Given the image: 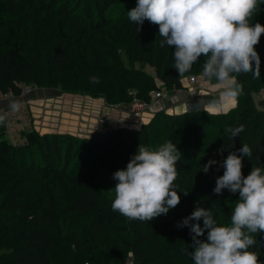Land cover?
<instances>
[{
    "label": "trees",
    "instance_id": "16d2710c",
    "mask_svg": "<svg viewBox=\"0 0 264 264\" xmlns=\"http://www.w3.org/2000/svg\"><path fill=\"white\" fill-rule=\"evenodd\" d=\"M135 5L131 0H0V94L19 96L21 82L60 83L65 92L130 105L132 90L152 102L151 91L162 88L156 77L168 90L183 88L184 78L203 72V54L178 75L172 66L174 46L161 47L158 25L145 19L138 27L128 19ZM256 21L264 24V0L249 17L250 23ZM254 47L260 77L236 74L242 90L226 111H158L140 128L118 126L103 139L33 129L23 142L0 135V264H65L56 249L62 242L61 218L84 219L88 226L83 243L73 240L82 261L66 264H124L128 258L132 264H193L185 252L189 230L177 222L199 202L212 210L217 223H230L238 199L226 189L217 197L212 188L223 168L210 165L204 173L201 165L210 157L222 160L245 143L252 156L242 157V174L264 162V32ZM241 124L242 132L230 141L229 129ZM165 140L181 152L173 181L178 204L151 221L114 211V192L104 190L95 165L109 168L113 186L112 173L126 165L138 145L155 149ZM88 161L94 166L83 168ZM252 235L257 243L250 247L264 260V232Z\"/></svg>",
    "mask_w": 264,
    "mask_h": 264
},
{
    "label": "clouds",
    "instance_id": "9594fccd",
    "mask_svg": "<svg viewBox=\"0 0 264 264\" xmlns=\"http://www.w3.org/2000/svg\"><path fill=\"white\" fill-rule=\"evenodd\" d=\"M258 0H136L127 11L130 21L139 27L145 19L158 25L164 45L174 46L172 66L178 75L190 70L203 54V75L223 85V98L237 97L241 83L239 73L260 77V55L254 45L264 32V24L249 22ZM13 111L19 108L11 104ZM4 117L0 116V121ZM244 126L231 127L230 141ZM222 146L218 152L223 151ZM180 150L166 141L158 148L138 145L123 168L112 173L115 181L111 208L129 219L151 221L178 204L180 195L173 183L177 175ZM239 153V154H237ZM252 156L248 144L231 150L222 159L210 157L200 167L207 173L210 165L222 167L212 192L238 193L230 214V223H217L212 210L196 207L180 221L191 236L186 254L193 264H264L250 246L257 243V232H264V162L242 174V157ZM182 191L187 195V191ZM202 218V223H201ZM201 236L204 238L202 239Z\"/></svg>",
    "mask_w": 264,
    "mask_h": 264
},
{
    "label": "rangeland",
    "instance_id": "374dc122",
    "mask_svg": "<svg viewBox=\"0 0 264 264\" xmlns=\"http://www.w3.org/2000/svg\"><path fill=\"white\" fill-rule=\"evenodd\" d=\"M131 1L135 2L136 0H131ZM257 11L260 13V9ZM261 14H263V12H261ZM145 68L149 72H153V67L151 65L146 64ZM156 80L160 82L158 77H156ZM191 86L192 85L189 84L185 86L184 88L188 89ZM162 88H165V87L163 86ZM163 95H166V96L165 98L162 99L163 100L162 103H163V106L165 105L167 106V108L162 107L161 109L155 111L153 116L158 111L167 112L171 107L184 102L186 100L187 92H183V95L179 98H172L173 102L170 104L168 103V100L172 97V93L168 92L167 90V94L166 92L165 93L163 92ZM101 97L102 96L94 97L89 94L62 91L60 87V83H57V85L53 87L33 86L29 92L24 93V94L21 93L18 96V98L8 100V104L5 107V111L0 112V116L4 117L3 121H0V135L5 136L6 138L14 142H23L25 140L24 138L25 132L33 129L42 134L46 132L47 133H61L64 135L71 134L73 136H79L81 138H95L97 137V133L99 131V132L104 133V136H103L104 138L110 129H114L118 127H115L114 124L103 126L101 125L103 124V122H102V118L100 117V115H96V116L94 115L96 112H101V111L97 110L99 109L98 107L95 108L93 106L92 101L96 102L95 101L97 100L96 98H101ZM41 99H48V100H45V102L43 101V103L40 105ZM12 103L18 104L19 108L13 111L11 108ZM107 104L112 105V106L117 105L119 107H122V109L123 107H125L126 109H129V105L127 104H122V103L113 104L109 102H107ZM200 106L201 104H197V106L195 107L193 106L190 107V110L200 108ZM70 107L74 111L75 116L74 118H71L70 120L67 119L68 124H66L63 120H61V118L64 117L63 115L65 114L66 110L69 109ZM149 107H150V103H149ZM145 111L147 110L140 111L139 113H132L130 111L131 115L129 116L132 118L137 117L140 119L141 116H144L143 113ZM173 113H179V112L173 111ZM87 115L89 116L87 117ZM91 117L97 118V122L95 121L96 124L94 123V127H93L94 129L90 127H79L78 126L77 124L78 120L80 121L82 120V122L84 121V123H87V124H89L88 122L90 121L94 122V119H91ZM72 124H76L78 126V130H75L72 127H69ZM80 126H83V125L80 124ZM90 129H93V130H90ZM89 166H94L91 163V161L86 162L83 168H87ZM95 166L99 172V175H97V180L101 183L104 190L107 191L108 193L114 192V189L112 188L111 181H110L111 178H110L109 168L106 166H100V165H95ZM83 168L81 167V165H79L78 167V169H83ZM61 224L63 227V231L61 234L62 242L60 246L56 248L57 258L62 263H65V264L68 263L70 259L82 261L80 257L77 256V254L79 253L77 254L74 253L76 252V249L74 248L73 240H75L76 242L80 241L81 243L84 242V236L86 235L88 231V226L86 224V221L84 219H78L75 221H71L67 218H61ZM81 256L83 259L85 256V252ZM124 264H132V261L130 260V258H128Z\"/></svg>",
    "mask_w": 264,
    "mask_h": 264
},
{
    "label": "crops",
    "instance_id": "0c3cea01",
    "mask_svg": "<svg viewBox=\"0 0 264 264\" xmlns=\"http://www.w3.org/2000/svg\"><path fill=\"white\" fill-rule=\"evenodd\" d=\"M151 73L153 74L155 73L154 68H153V72ZM158 83L160 85H163L161 80ZM183 84H184V87L189 85L187 78H184ZM184 87L180 89H172V90L161 88L162 92L164 93L166 92V94H167V90L168 92L172 93V97L168 100L169 104L173 102L172 98H179L183 95V92H187L186 100L182 102L181 104L171 107L170 109L168 108L169 110L167 112L173 113V111H175V112L181 113V112H184L190 109V107L192 106L193 107L197 106V104H201L200 107H204L212 112H222V111L228 110L232 106H235L237 103L236 97L223 98L221 95L223 85L218 81L204 77V75H199L198 81L194 85L189 87L188 89ZM165 96L166 95H163L162 97H159V98L153 97L152 102L150 103V107L149 106H148L149 108L147 107L146 109L147 111L143 113L144 116H141L140 119L135 116L133 117H135L136 119L130 117L129 115H131V112L129 109H126L125 107H123L122 109V107H119L117 105L115 106L108 105L106 100L103 97L96 98L97 99L95 100L96 102L92 101V104L95 108L98 107L99 109L97 110H100L101 112H96L94 115L95 116L100 115V117L102 118V122H103V124L101 125L103 126L114 124L115 127L126 126V127L140 128L142 124L149 122V120L151 119L155 111L161 109L162 107L167 108V106L165 105L163 106V103H162L163 101L162 99L165 98ZM16 98H18V96L12 95L11 97L5 98L2 96V94H0V112L5 111V107L8 104V100H12ZM45 100H48V99H41L40 105L43 103V101L45 102ZM63 116L64 117H62L61 120H63L66 124H68L67 119L70 120L71 118H74L75 114L72 108L70 107L69 109L66 110ZM88 116L89 115H87V117ZM91 119H94V122L90 121L88 122L89 124H87V123H84V121L82 122V120L81 121L78 120L77 124L79 127L93 128L94 123L96 124L97 122V118L91 117ZM80 124L83 126H80ZM78 126L76 124H72L69 127H72L73 129L78 130ZM93 129H90V130H93Z\"/></svg>",
    "mask_w": 264,
    "mask_h": 264
},
{
    "label": "built area",
    "instance_id": "2783aa9c",
    "mask_svg": "<svg viewBox=\"0 0 264 264\" xmlns=\"http://www.w3.org/2000/svg\"><path fill=\"white\" fill-rule=\"evenodd\" d=\"M199 75H203V72L201 74H189L186 78L188 80V83L190 85H194L197 81H198V77ZM21 86V90H22V94L29 92L32 89V85L27 84L25 82H21L20 84ZM134 97H133V101L130 103L129 105V109L132 113H139L140 111H144L147 109V107L149 106V103L145 102L144 100H141L139 98H137L135 96V92L132 90L130 92ZM13 94L11 92H7V93H3L2 96L7 98V97H11ZM151 95L154 98H159L162 97L163 92L161 89L159 90H154L151 91ZM132 261V260H131Z\"/></svg>",
    "mask_w": 264,
    "mask_h": 264
},
{
    "label": "water",
    "instance_id": "95a60500",
    "mask_svg": "<svg viewBox=\"0 0 264 264\" xmlns=\"http://www.w3.org/2000/svg\"><path fill=\"white\" fill-rule=\"evenodd\" d=\"M103 136H104V133H103V132H98V133H97V138H98V139H102Z\"/></svg>",
    "mask_w": 264,
    "mask_h": 264
}]
</instances>
